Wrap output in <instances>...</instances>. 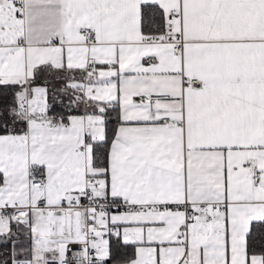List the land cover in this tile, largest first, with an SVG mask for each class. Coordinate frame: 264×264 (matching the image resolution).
Instances as JSON below:
<instances>
[{
	"label": "snow or ice",
	"instance_id": "snow-or-ice-1",
	"mask_svg": "<svg viewBox=\"0 0 264 264\" xmlns=\"http://www.w3.org/2000/svg\"><path fill=\"white\" fill-rule=\"evenodd\" d=\"M0 264H264V0H0Z\"/></svg>",
	"mask_w": 264,
	"mask_h": 264
},
{
	"label": "trees",
	"instance_id": "trees-1",
	"mask_svg": "<svg viewBox=\"0 0 264 264\" xmlns=\"http://www.w3.org/2000/svg\"><path fill=\"white\" fill-rule=\"evenodd\" d=\"M113 251H114V254H115V255L119 256L124 250L121 249V250L117 251V250L115 249V247H114ZM128 251H131V250H128Z\"/></svg>",
	"mask_w": 264,
	"mask_h": 264
}]
</instances>
